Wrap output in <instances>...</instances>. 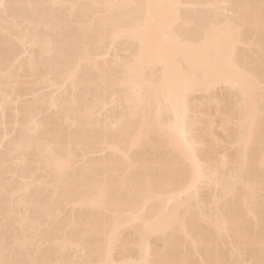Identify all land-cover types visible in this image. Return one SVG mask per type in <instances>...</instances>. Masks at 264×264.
<instances>
[{
	"label": "bare ground",
	"instance_id": "1",
	"mask_svg": "<svg viewBox=\"0 0 264 264\" xmlns=\"http://www.w3.org/2000/svg\"><path fill=\"white\" fill-rule=\"evenodd\" d=\"M4 2L19 7L7 9V24L0 12V87L6 68L19 60L16 69L19 80L13 83L16 85L14 95L19 101L21 126H16L17 104L14 101L9 107L7 125L4 114L0 112V189L5 179V147L11 149L28 137L27 168L36 174L33 197L41 205L39 213L33 211L32 219L47 224L44 231L49 238L60 240L66 247L64 258L107 259L104 227L112 226L114 221L106 207L92 203L100 186H105L109 207L118 204L121 209L134 212L138 205L143 206L139 197L144 186L148 185L146 215L149 219L164 212L169 202L178 199L183 191L182 181L173 178V161L178 154L174 147L162 144L154 134L136 146L131 143V137L144 119V111L137 113L131 85L122 86L121 62L138 59L139 73L146 81L159 80L165 72L172 74L190 70L193 67L190 63L192 53L181 55L170 63L157 49L170 47L174 37H195L206 10L183 8L175 15L166 10L170 25L166 32H150L142 40L126 37L113 43L111 39L105 42L101 38V22H93L89 12L78 10L76 18L69 19L68 10L23 6L117 0ZM118 2L185 5L229 2L244 5L258 4L259 0ZM236 13L239 35L232 42L237 46L236 61L255 74L259 106L258 82L264 37L258 26L246 22V9L238 8ZM5 28L10 35H5ZM197 42L204 48L213 45L212 40L205 42L202 36ZM98 68L109 71L103 73L97 71ZM230 72V66L224 65L220 75L224 77ZM54 83L56 87H53ZM3 102L4 94L0 90V104ZM208 103H213L214 108L207 107L205 104ZM236 103L237 91L227 85L216 87L211 92H195L189 98L190 126H194L192 130L201 144L196 162L204 165L205 171L208 168L219 169L220 175L216 180L201 184L198 200H194L183 214L182 223L168 234V257L171 259L183 258L193 264H201L218 256L230 259L234 249L247 259H260L259 197L253 218L246 186L229 185L232 164L237 157L233 149L237 133L229 128L230 122L239 117ZM148 116L164 124L176 122L175 114L168 110H161L157 115L153 107L149 109ZM6 136L8 143L5 145ZM260 137L261 127L257 118V149ZM193 171L194 166L190 164L189 180ZM249 175L258 186L261 177L258 151L249 162ZM49 215L51 221L47 219ZM119 228L120 242L115 258L139 260L138 233L143 231V225L134 226L125 221ZM26 231L27 226L14 221L10 239L23 241ZM3 237L0 225V245ZM142 244L145 252L156 257L165 247V237L149 232ZM85 248L87 255H83ZM57 252V248H49L44 255L55 258ZM15 258L26 259L27 256L18 254Z\"/></svg>",
	"mask_w": 264,
	"mask_h": 264
},
{
	"label": "snow or ice",
	"instance_id": "2",
	"mask_svg": "<svg viewBox=\"0 0 264 264\" xmlns=\"http://www.w3.org/2000/svg\"><path fill=\"white\" fill-rule=\"evenodd\" d=\"M9 7H19L5 4L0 0V12L3 13L6 24L8 23ZM23 7L30 9L68 10L69 19H75L78 10L91 13L93 22L99 20L102 25V39L107 42L111 39L115 43L118 39L132 38L143 39L146 33L166 32L169 28L166 10L174 15L183 8H202L206 14L201 17L197 26V35L174 37L172 44L167 48H158L157 51L167 57L170 63H174L181 55L192 53L190 63L193 67L188 71L168 73L159 80L146 81L139 73L138 59L123 61L122 86L131 85L135 97L136 111H144V119L131 137V143L136 146L142 143L146 137L156 135L162 144L174 147L177 155L173 161L174 179L182 181L181 196L169 202V206L154 219L147 218L146 207L150 187L144 186L140 193L142 207L138 205L134 212L121 209L117 204L109 207L105 186H100L93 198V205L99 204L106 207L114 223L105 225L104 240L106 252L109 258L88 260L83 256L64 258L66 247L60 240H52L45 233L47 224L32 219L33 211L39 213L41 205L33 197V189L36 186V174L27 168V154L30 150L28 137H24L11 149L5 147L3 157V169L5 179L0 189V225L3 227L4 237L0 247L3 255L0 256V264H193L188 259H171L168 257V234L182 223L183 214L188 210L194 200H198L199 189L205 181L219 178L220 170H213L196 162L201 144L190 126L189 98L195 92H211L212 89L227 85L237 91L236 108L239 117L230 122L229 128L235 129L236 142L233 145L237 153L236 160L232 164L229 185H245L247 188V201L252 207L253 218L255 216V202L257 196L260 201V226L259 240L260 259H247L242 253L234 249L230 259L219 256L216 259L202 261L201 264H264V44L261 45V77L258 82L259 106H257V80L255 74L243 68L236 61V45L232 43L239 35L237 26L236 9L247 10L246 22L251 26H258L261 36L264 37V0L258 4L235 5L229 2H209L200 5H185L179 3L154 4V3H129V2H103V3H63L52 2L47 4H28ZM258 10V11H257ZM5 35H10L5 28ZM203 37L204 41L212 40L210 48H204L197 40ZM19 60L9 65L4 71L2 87L4 102L0 104V112L4 114L7 125L9 107L12 102L17 104L16 126H21L19 101H16L14 80H19L16 73ZM224 65L231 68V72L222 77L220 70ZM22 71V66L20 68ZM107 73L109 69H97ZM57 85L54 83L53 87ZM155 108L157 115L161 110H168L175 114V124H164L159 120H153L148 116V111ZM259 118L261 137L257 149L256 125ZM30 127V126H25ZM8 143L5 137V145ZM159 147V145H157ZM258 151L261 177L257 186L249 175V162ZM194 166L192 178L189 180V165ZM227 194V193H226ZM185 197H188L186 200ZM59 215V213H57ZM51 221L52 217H47ZM14 221H19L27 226L25 238L10 239L11 226ZM127 221L131 225H143V231L138 233L141 258L139 260L116 259L115 251L120 242V225ZM165 237V247L156 257L150 252H145L142 241L146 233ZM87 233L85 234V238ZM57 248L55 258H47L46 249ZM26 255L27 258H15L17 255ZM83 255H87L84 249Z\"/></svg>",
	"mask_w": 264,
	"mask_h": 264
},
{
	"label": "rangeland",
	"instance_id": "3",
	"mask_svg": "<svg viewBox=\"0 0 264 264\" xmlns=\"http://www.w3.org/2000/svg\"><path fill=\"white\" fill-rule=\"evenodd\" d=\"M118 52H119V54H122L123 51H122V50H119ZM120 52H121V53H120ZM122 55H123V54H122ZM111 58H112V56H111V57L109 56V59H111ZM204 102H205V101H204ZM205 105H206L207 107L209 106L210 108H211V107L214 108V104H213V103H210V104L208 103V105H207V104H205ZM206 106H205V107H206ZM215 130H216V131H215ZM215 130H214V131H215L216 133L221 134V132H220L219 130H218V131H217V129H215ZM126 234H127V232L125 233V235H126Z\"/></svg>",
	"mask_w": 264,
	"mask_h": 264
}]
</instances>
